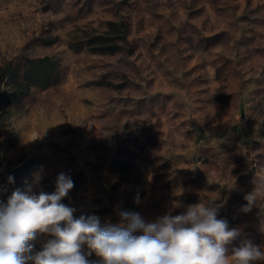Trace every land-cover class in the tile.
I'll use <instances>...</instances> for the list:
<instances>
[{"label":"rangeland","instance_id":"1","mask_svg":"<svg viewBox=\"0 0 264 264\" xmlns=\"http://www.w3.org/2000/svg\"><path fill=\"white\" fill-rule=\"evenodd\" d=\"M44 56L57 83L0 84V200L64 172L76 217L216 202L264 245V0H0V68Z\"/></svg>","mask_w":264,"mask_h":264},{"label":"clouds","instance_id":"2","mask_svg":"<svg viewBox=\"0 0 264 264\" xmlns=\"http://www.w3.org/2000/svg\"><path fill=\"white\" fill-rule=\"evenodd\" d=\"M33 184L15 189L0 200V264H257L264 262V245L245 240L231 251L227 247L242 234L218 218L223 204L201 200L189 204L178 215L169 210L154 220L138 212L120 211V222H101L94 214L76 217V209L63 203L74 188L70 175L61 172L54 190ZM8 182L14 183L9 176ZM245 194L247 213L264 196V175ZM235 187V185H234ZM184 207L180 203L173 209ZM136 233H140L136 235ZM46 239L42 250H34L38 235ZM86 247V250H85ZM93 254L99 259H89Z\"/></svg>","mask_w":264,"mask_h":264},{"label":"trees","instance_id":"3","mask_svg":"<svg viewBox=\"0 0 264 264\" xmlns=\"http://www.w3.org/2000/svg\"><path fill=\"white\" fill-rule=\"evenodd\" d=\"M16 78L20 88L24 89L22 95L34 87H48L60 79L59 61L51 56L27 58L21 65L6 64L0 68V84L6 78ZM65 199L62 201L64 203Z\"/></svg>","mask_w":264,"mask_h":264}]
</instances>
